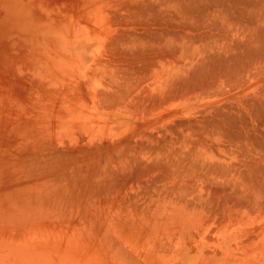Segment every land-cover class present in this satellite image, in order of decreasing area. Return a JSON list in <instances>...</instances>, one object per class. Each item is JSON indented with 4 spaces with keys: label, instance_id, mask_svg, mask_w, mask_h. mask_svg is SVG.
I'll list each match as a JSON object with an SVG mask.
<instances>
[{
    "label": "bare ground",
    "instance_id": "bare-ground-1",
    "mask_svg": "<svg viewBox=\"0 0 264 264\" xmlns=\"http://www.w3.org/2000/svg\"><path fill=\"white\" fill-rule=\"evenodd\" d=\"M34 5L85 50L0 63V264H264V0ZM111 174L160 184L155 209L112 219Z\"/></svg>",
    "mask_w": 264,
    "mask_h": 264
},
{
    "label": "rangeland",
    "instance_id": "rangeland-1",
    "mask_svg": "<svg viewBox=\"0 0 264 264\" xmlns=\"http://www.w3.org/2000/svg\"><path fill=\"white\" fill-rule=\"evenodd\" d=\"M28 1H30V3ZM34 1L36 2L37 0H0V31L1 30H8L10 32L9 36L7 38H4L2 40L3 42L1 41V43H0V49L5 50L8 53V55L0 58V63L3 65V67H4L5 71H6V73H7L6 75L8 77H10L11 79H15V80L20 79L19 78V71L21 72V65H22L23 62H25V60H26L25 57L28 56V53H30L31 48L33 46L32 43H31V39L32 38H37V39H41L43 37L46 38L45 40H42V42H38V40H36V42H33V43H36L38 45H42L43 48L47 50V51H44V52L48 53V55L50 57L53 56V58H51L52 59V63L50 65L51 66L50 69L53 68L54 66L55 67H59V63L57 62V56L58 55H60V54H66L71 59H78L79 56H80V54L82 52H84V50H85V43L84 42H85L86 39H84V38L82 39V35H80V33L76 29H74L72 27H69L66 24L65 25L46 26L47 28H45L46 18H45V16H43V14H41V12L38 10V8L34 5V3H35ZM29 5L32 8H34V9L30 8ZM38 12H40V13H38ZM35 21H36V23L38 21H41L43 23H39V24L37 23V25H36ZM33 22H34V24H33ZM49 27L51 29H49ZM21 30H23V31L20 32ZM42 30H44V32ZM59 30H60V32H56V31H59ZM32 33L35 34L36 36L33 35ZM38 33H40L41 36ZM78 38H80V39H78ZM69 45L71 47H68ZM74 47L76 49H74ZM72 50H73V52H72ZM77 52L80 53V54H78ZM76 56H77V58H76ZM18 63H20V69H19V66H17ZM2 79L3 78H0L1 84H4V86L7 87L5 80L3 79V82H2ZM1 84H0V86H1ZM1 88L2 87H0V89ZM5 89H7V88H5ZM5 89H3V90L6 93V90ZM1 93L3 94L4 92H0V94ZM3 95H5V94H3ZM3 95L0 96V103H2V101L3 102L5 101V100H1V98H4ZM5 97H6L5 99L7 101V102L5 101V104L8 103V105H6V107H5V104L3 103L4 104V107H2L0 105V108H1L0 110H2V109L5 110L6 108H8L9 105H11V104H9V101H8L6 95H5ZM183 106L185 108H189V110H194L193 107H192V105L190 103L184 104ZM2 112H4V111H2ZM2 112H0V113L3 114ZM6 114H7V111H6ZM102 114H103V117H104L105 116L104 115L105 113H102ZM3 115H2V118L5 119V117H3ZM111 117H112L111 115H108V121L110 123H114L115 127H118L119 128L118 130H122L123 128L130 127V126H132V127L135 126V123L134 122L124 121V120H116L115 118H113V117L111 118ZM2 118L0 117V121L3 122ZM7 120H8V118H7ZM105 137H103V138H105ZM19 164H21V163H19ZM24 164L26 165V163H24ZM26 166H24V167H26ZM20 167H18V169ZM31 168H33V167H31ZM21 169H24V168H21ZM21 169L16 174L20 173V171H22ZM102 171H104V170H102ZM114 172L116 173L115 170H114ZM117 173H118V170H117ZM16 174L14 176L13 175L12 176L10 175V177L7 180H10L11 177L12 178H15V181L14 180H12V181H14L17 184H21L20 187H22L26 182L31 183V180L34 182V180L37 181V179H38V178L35 179L34 177L32 178V175L31 174H27V173H26V175L24 173L25 176H23V175L20 176L18 174L19 177H17ZM115 175H117V174H115ZM111 176H112V174H111ZM22 177H25V180H23V179L21 180L20 178H22ZM26 177H28L30 181L28 179H26ZM115 177L116 178H113V176H112L111 179H109V180L106 179V181H110L111 180L112 182L111 181H110V183L108 182L109 184H112V185H109V186H112V187H110V189L113 188V191L114 192L115 191H119V194H118V192H117V194L115 192V194H116L115 196L116 197L115 196L113 197L112 195L114 193H112V194L110 192L109 193L111 194V200H112V198L114 200V199L119 198L118 196H120V197L122 196L119 199L124 204V206L121 209L124 212H121V215L117 214L116 212L109 213V215L112 217V219L117 220L119 218L120 219H123L124 218L123 220H128V218H129V220L132 221L133 219L131 217L137 216L139 218L141 216L140 212H141V210H143L142 207H144L146 210H149V211L151 210V208L152 209L153 208L155 209V207H153V206H157V203L154 202L156 197H155V194H153V192L157 194L158 189L160 188V184L158 186L152 187L151 184H149L148 182H146V181H149V179L151 180V178L148 179L146 177L148 180L143 178V180L140 181V179H142V178L137 177V180H138V178H140L139 179V185H141V184H142V186H143V184H144V186L146 185V187L142 188V190H139V189H141L142 186H138L137 185L138 182L135 181V180H133L132 178H131V180L134 181V183H137V184L134 185L133 182L131 181L132 185H134V186L132 187V185H130V188H128V185L131 184V183L127 184V187H126L125 186L126 183L124 182L125 181L124 180L125 177L122 179V181L124 180L122 182V185L119 184L120 181H121L120 178H122V177H120V176H119L120 178H118V176H115ZM127 180H128V182H130L129 179H127ZM127 180H126V182H127ZM113 181H114V183H113ZM108 183H105V179H104L100 185H103V186L105 185L104 187H106V185H108ZM68 185L69 186H72L70 184H68ZM122 186H124V188ZM125 187H126V189H125ZM148 187H149V189H151V191H153L152 193L150 192L151 194L150 193L148 194L149 196L151 195V197H148V195H147L148 192H146V190H147ZM70 188L72 189V187H70ZM126 190L128 191L129 194L128 193L127 194L125 193ZM109 193H108V195L110 196ZM69 194H70V192H69ZM122 194H124V195H122ZM152 194L154 195V197L152 196ZM131 196H133L134 198L133 197L131 198ZM161 196L162 197H166V193H161ZM126 197H128V198H126ZM135 197H137L136 203H135V200H134ZM144 197H146V198H144ZM152 198H154V201H153L154 204L153 203H150V201L152 200ZM129 199H131L130 202L128 201ZM145 199L148 201V203L145 202L146 201ZM160 199L158 198V200H160ZM171 199H169V197H167V199L165 201L167 203H169L171 201ZM158 200L156 199V201H158ZM173 201L174 200H172V202ZM132 202H133V204L135 203V205H132L134 207H137L136 206L137 204L139 205L138 209H135L134 210L133 209L134 207L132 208V206H131V203ZM143 202L147 203L148 205L150 204L149 208H147L146 207L147 205L145 206V204ZM161 202L166 203V202H164V199ZM151 204H153V205H151ZM127 205L129 207H127ZM153 210H151V211H153ZM149 211H147L148 212L147 215H149L147 217H153V216H150L151 213ZM138 214H140V215H138ZM117 215H119V216H117ZM152 215H153V213H152ZM121 217H123V218H121ZM131 221H129V222H131ZM121 226H119V227H121ZM211 227L213 228L214 226H211Z\"/></svg>",
    "mask_w": 264,
    "mask_h": 264
}]
</instances>
